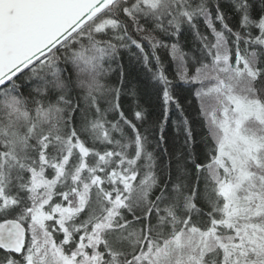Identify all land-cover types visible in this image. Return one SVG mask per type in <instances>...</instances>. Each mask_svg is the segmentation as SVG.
Wrapping results in <instances>:
<instances>
[{"label":"snow or ice","instance_id":"6c2138e0","mask_svg":"<svg viewBox=\"0 0 264 264\" xmlns=\"http://www.w3.org/2000/svg\"><path fill=\"white\" fill-rule=\"evenodd\" d=\"M0 264H264V0H0Z\"/></svg>","mask_w":264,"mask_h":264}]
</instances>
